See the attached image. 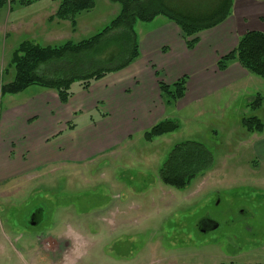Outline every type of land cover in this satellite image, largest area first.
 <instances>
[{
  "label": "rangeland",
  "instance_id": "obj_1",
  "mask_svg": "<svg viewBox=\"0 0 264 264\" xmlns=\"http://www.w3.org/2000/svg\"><path fill=\"white\" fill-rule=\"evenodd\" d=\"M52 1L11 7L19 10L13 16L31 15L26 20L33 21L15 29L0 26V82L12 80L13 68L2 71L20 42H78L101 31L119 10L109 0H95L76 17L72 31L68 21L50 20L58 0ZM78 88L74 82L72 89ZM41 90L32 85L0 95V114ZM262 92L264 80L248 73L200 102L166 106L161 119L179 125L172 133L148 142L143 131L135 132L106 149H87L73 161L51 156L40 168L0 182V264H66L67 251L81 243L84 254L77 264H264V150L256 147L264 143V129L249 133L241 124L250 116L264 123V107H248ZM73 116L66 126L74 123L75 130L66 128L45 142L50 152L71 139L81 142L95 119L93 113ZM184 141L202 143L213 164L175 189L159 180L158 171L173 146ZM35 207L43 209V218L29 228L25 223ZM205 216L217 225L200 227ZM69 224L78 230L72 240L65 235ZM48 235L56 241L46 240Z\"/></svg>",
  "mask_w": 264,
  "mask_h": 264
},
{
  "label": "crops",
  "instance_id": "obj_2",
  "mask_svg": "<svg viewBox=\"0 0 264 264\" xmlns=\"http://www.w3.org/2000/svg\"><path fill=\"white\" fill-rule=\"evenodd\" d=\"M56 8H52V14ZM6 10L0 16V26L31 25L28 21L33 19L26 20L31 15L13 16L19 10ZM248 30L264 33V0H233L227 18L199 32L192 49L186 47L179 27L164 17L137 22L139 56L124 69L107 74L88 89L79 87L65 104L55 91L40 87L42 90L27 97L25 104L15 103L4 109L0 114V182L40 168L51 156L73 161L84 156L87 149H106L148 129L165 115L166 106L174 104L180 109L233 86L249 72L237 61H230L224 70H219L216 63ZM184 75L188 77L184 96L166 105L160 97L159 79L170 84ZM87 113H93L95 119H91L81 142L71 139L62 149H47L45 142L64 133L73 115ZM256 147L262 151L264 143Z\"/></svg>",
  "mask_w": 264,
  "mask_h": 264
},
{
  "label": "trees",
  "instance_id": "obj_3",
  "mask_svg": "<svg viewBox=\"0 0 264 264\" xmlns=\"http://www.w3.org/2000/svg\"><path fill=\"white\" fill-rule=\"evenodd\" d=\"M38 0H0V9L15 4L27 7ZM119 6L116 16L103 29L78 42L66 41L58 46H42L25 40L13 51L7 68L14 69L9 82H0V95L18 94L37 85L55 91L58 100L65 104L74 94L72 85L78 82L81 89L107 74L124 69L139 56L137 22H150L161 16L175 23L185 45L192 49L198 33L223 22L231 12L233 0H109ZM95 6V0H58L50 20L68 21L75 31L76 17ZM230 61H237L250 74L264 80V33L248 30L239 36L236 46L219 57L216 66L224 70ZM187 76L167 84L158 81L160 97L165 104L175 103L184 96ZM248 107H264V92L256 93ZM242 126L249 133H261L264 123L258 116L245 117ZM74 123L67 124L73 129ZM178 123L164 118L143 131V138L150 142L156 137L177 130ZM213 164L210 151L196 141L175 144L158 171L159 180L175 189H183L197 175Z\"/></svg>",
  "mask_w": 264,
  "mask_h": 264
},
{
  "label": "flooded vegetation",
  "instance_id": "obj_4",
  "mask_svg": "<svg viewBox=\"0 0 264 264\" xmlns=\"http://www.w3.org/2000/svg\"><path fill=\"white\" fill-rule=\"evenodd\" d=\"M42 218H43V209L41 207H35L33 210L29 212L25 224L29 228H35L41 223ZM199 224H200V227H203V226L215 227L217 225L209 216H205L201 218ZM49 239L56 241V239L53 238L51 235H48L46 238V240L48 241Z\"/></svg>",
  "mask_w": 264,
  "mask_h": 264
},
{
  "label": "clouds",
  "instance_id": "obj_5",
  "mask_svg": "<svg viewBox=\"0 0 264 264\" xmlns=\"http://www.w3.org/2000/svg\"><path fill=\"white\" fill-rule=\"evenodd\" d=\"M65 235L66 238H68L69 240L76 238L78 236V230L76 226L71 224L66 225ZM83 254H84L83 243H81L79 247L70 248L65 255L66 264H77V260L81 258Z\"/></svg>",
  "mask_w": 264,
  "mask_h": 264
}]
</instances>
